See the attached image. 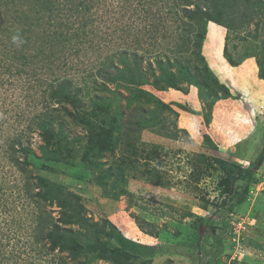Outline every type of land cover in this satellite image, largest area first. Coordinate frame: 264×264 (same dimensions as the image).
<instances>
[{
	"label": "rangeland",
	"instance_id": "obj_1",
	"mask_svg": "<svg viewBox=\"0 0 264 264\" xmlns=\"http://www.w3.org/2000/svg\"><path fill=\"white\" fill-rule=\"evenodd\" d=\"M12 3L8 2L9 9H2L0 0V185L3 187L0 192V264H80L83 261L75 262L67 252H51L46 237L50 228L39 223L38 209L33 203V196L40 190L37 176L79 194L90 220L100 223L108 220L126 237L142 244L143 256L135 264H264V79L259 77L257 58L248 52L255 47L259 54V44H252L251 39L244 37L247 32L254 33L258 21L254 20L239 35L215 23L208 24L201 53L214 75L230 89V98L213 92H206L208 98L200 97L199 89L181 77L177 89L155 90L148 85L142 88L166 107L157 108L155 102L150 104L143 100L128 106V99L136 92L123 83L121 86L105 84L96 74L100 62L106 60L105 54L112 55L118 67L120 52L143 54L141 67L146 71L149 63L154 67L159 55L164 53L159 59H165L168 52V57L178 58L182 63L188 58L195 76L199 72L196 68L203 69L198 50L193 46H185L189 53L182 57L170 52L183 47L185 40L194 38L199 31L198 27L194 31L179 28L181 22L177 21L174 11L181 5L180 0H83L87 9L80 11L82 5L78 11L66 9L55 14L52 23L46 24L44 36L38 35L42 27L34 29L32 26V39L38 43H29L33 56L21 74L2 69L4 64H11L3 53L13 44L15 47L19 44L7 31L14 24L15 12L22 8L19 6L17 11L16 3ZM75 3L79 6V2ZM29 19L34 23L33 17ZM84 23L87 24L86 34L76 37L73 33H80ZM57 33H64L65 39L71 35L72 39L68 42L57 39V44H52L51 38ZM41 41L46 42L44 55L36 54L34 49ZM225 49L238 66L229 63ZM103 69L105 71L106 67ZM65 79L78 88L75 91L85 110H91L95 101L106 105L111 101L113 113L121 110L125 114L121 121L122 132L117 135L120 145L115 154H108L102 160L107 162L106 168L130 154L125 153L123 144L127 131L135 129L138 117L150 120L158 114L160 123L145 127L137 134L139 166L130 173L132 178L126 195L119 189L112 192L118 196L117 200L105 196L102 188L94 183L84 185L75 181L73 176L77 173H88L75 169L76 160L64 166L53 163L55 173L43 172L32 156L28 157L31 165H19L25 159L17 144L14 154L19 158L18 163L11 160L14 155L11 156L10 144L12 146L13 139L18 138L23 146L41 155L38 124L51 111L56 119L54 130L61 126L70 141L83 137L84 129L65 114V110H72L69 104L51 103L50 110H45L48 88L55 81ZM204 80L199 78V81ZM103 84L109 90H104ZM232 101H236L235 106ZM252 102L258 110H246L247 104ZM54 107L57 111L52 110ZM208 118L210 122L206 126L204 122ZM74 146L81 150L78 142ZM155 150L159 159L151 160L147 154ZM148 162L149 167L145 166ZM206 164L214 169L209 167L206 174H210L199 179L198 173L208 167ZM147 168H157L158 174L153 171L143 177ZM223 169L233 172V179L241 170L252 171L254 181L247 186L249 191L245 193L246 184L236 182L235 196L222 194L219 183L225 177ZM89 175L91 179L93 173ZM156 175L164 186L154 183ZM110 186L111 182L109 190ZM41 205L57 222L58 207L47 202ZM72 228L85 232L78 226Z\"/></svg>",
	"mask_w": 264,
	"mask_h": 264
},
{
	"label": "trees",
	"instance_id": "obj_2",
	"mask_svg": "<svg viewBox=\"0 0 264 264\" xmlns=\"http://www.w3.org/2000/svg\"><path fill=\"white\" fill-rule=\"evenodd\" d=\"M2 0L1 8L9 9L8 2L17 5V11L21 6L20 12H15L13 17V23L7 30L14 40L17 41L18 46L7 48L3 53L6 60L11 64H4L2 69L11 73L14 71L16 74H21L26 63L32 59V49L29 47V43L35 45L37 40H33L32 26L35 28L42 27V32L38 33L39 37L44 36L46 24H51L56 16L63 13L66 9L70 11H78L83 5V0ZM79 2L73 4V2ZM181 5L179 8H175V15L177 21L181 22L179 28L182 26L183 30L194 31L199 28L198 32H195V36L192 39H186L183 47H177L170 50L172 54L182 57L188 52L185 46H193L198 50L197 57L203 64V69H198L197 76L193 75L190 68V61L185 58V62L182 63L178 58L171 59L168 52H165V59H159L155 61V66L149 63L147 70L141 67L145 56H139L137 54L130 55L127 52H120L118 67L113 60V56L105 54L106 57L103 62H100L97 68L96 74L105 81V84H114L121 86L122 83L125 87L130 88L132 92L136 94L132 98L128 99V106L134 104L136 101L143 100L146 103H156L157 108L166 107L160 100L153 98L150 93L148 94L144 89L145 85L152 86L153 89H177L180 84V78L191 85H195L200 93V97L208 98L207 93L213 92L220 95V97L230 98L232 96L230 89L226 84L222 83L212 72L209 66L205 63V58L202 55V47L207 37V28L209 23H215L222 27H225L233 34L239 35L243 33L247 27L254 21H258L255 24L254 33L247 32L244 37L251 39L252 44H259V54L248 49L251 52V57L257 58V65L259 68V77L264 79V0H180ZM87 9V6L83 5L80 9ZM5 13V11L3 10ZM7 12V11H6ZM6 15V13H5ZM33 17L34 23L30 22V18ZM25 20V22H24ZM62 25V24H61ZM15 26V27H14ZM24 26V28H23ZM87 26L83 24L80 33H73L77 36L85 35L84 28ZM27 27V28H26ZM68 29V26H66ZM245 29V30H244ZM6 30V29H5ZM189 33V32H188ZM37 33H34L36 36ZM73 35V36H74ZM37 38V36H36ZM64 33H57L51 38L52 44H57V39L63 40L61 42H68L69 38L65 39ZM194 39V40H193ZM54 40V42H53ZM195 43H192L193 41ZM42 42V41H41ZM192 43V44H191ZM45 43L39 44L35 49L36 54H43V48ZM50 44V40L48 45ZM183 44V43H182ZM50 46V45H49ZM33 49V50H34ZM225 55L229 58V63L232 66H238V62L233 60L231 56H228V52L225 49ZM39 57V56H38ZM167 57V58H166ZM31 58V59H30ZM43 59L49 60L45 56ZM104 67L106 70L104 71ZM148 71V72H147ZM159 72V73H158ZM203 77L204 81H199V78ZM152 78V81L150 80ZM104 90H109L104 86ZM72 83L65 79L55 81L50 88H48L47 95L48 100L46 102L45 110H50L52 104L60 106L63 104H69L72 110H65V114L71 119V121L82 127L85 131L83 137L74 138L70 141L68 134L64 129L59 126L56 131L53 128V124L56 122L52 111L46 118L38 124V130L41 138V145L38 147L41 155L38 156L29 146H23L21 139H13L11 149L12 161L18 163L19 158L14 154V146L20 145V152L24 155V163L19 164L21 166L31 165L28 157L32 156L38 161V169L43 172L55 173L51 165L53 163L70 164V161L76 160L77 163L75 169L78 172H88L87 174L77 173L73 176V179L81 184L87 185L94 183L102 188L105 196L117 200L118 196L112 194L117 189L120 190L122 195H126L127 186L129 183L130 173L136 171L139 166L140 160L137 159V134L140 133L145 127L150 125H157L160 123L158 120V114H154L150 120L141 118L139 116L137 121L134 122L135 129L132 128L126 135V141L123 144L125 153L129 155H123L119 163L106 168L107 162H102L106 155L115 154L117 146L120 145L119 135L122 132V119L124 113L121 110H116L115 113L111 110V101L107 103L95 101L91 110H85L82 102L78 98V93L75 91ZM45 92V93H46ZM111 92V91H110ZM133 92V93H135ZM207 92V93H206ZM217 97V96H216ZM46 96L44 95V100ZM50 102V103H49ZM52 103V104H51ZM108 106V107H107ZM185 107V106H184ZM58 108L54 107L52 110L57 111ZM188 109V108H186ZM161 111V110H158ZM191 112V109H188ZM55 112V111H53ZM207 117V116H206ZM158 121V122H157ZM210 119H206L204 123L208 126ZM81 144V150H78L75 143ZM73 145V146H72ZM144 154V153H143ZM142 154V155H143ZM38 156V157H37ZM148 158L159 159V153L157 150L147 154ZM141 156L140 158H142ZM147 158V157H143ZM147 158V159H148ZM203 158V156H202ZM208 162L207 160H204ZM218 164V162H217ZM207 165V164H206ZM145 166H150V163H146ZM205 170H201L198 175L200 177L209 172L210 169H214L213 166L207 165ZM209 167H211L209 169ZM22 170V168H20ZM147 168L143 173V177L153 171L158 174L157 168L150 170ZM225 177H223L219 183L222 189V194L233 197L237 194L234 191V185L236 182H243L246 184L245 193L249 190L247 186H250L253 179L252 171H240L238 176L233 179L232 173H228L227 169H223ZM89 172L93 173L90 179ZM129 174V175H128ZM38 187L40 190L33 196L38 209V221L45 225L49 229L47 239L50 242L51 252H67L70 259L80 264H89L95 261H105L110 264H135L141 260L143 256V245L137 241H134L126 237L118 228L109 222L104 220L102 223L94 222L86 215V209L83 204L82 198L79 194L73 193L67 190L65 187L57 182H52L44 176H37ZM153 177V176H150ZM162 177V176H161ZM198 178V177H197ZM160 177L155 176L154 183L157 186H164L165 184L159 182ZM111 182L110 190L108 189V183ZM66 189V190H65ZM3 191V187L0 185V192ZM41 202H47L50 205H56L60 211V217L58 221H53L51 215L48 214L46 209L41 205ZM226 203V200L223 202ZM3 206H7V203H1ZM9 205V204H8ZM78 226L79 229L74 230L72 227ZM148 264V262H143Z\"/></svg>",
	"mask_w": 264,
	"mask_h": 264
},
{
	"label": "crops",
	"instance_id": "obj_3",
	"mask_svg": "<svg viewBox=\"0 0 264 264\" xmlns=\"http://www.w3.org/2000/svg\"><path fill=\"white\" fill-rule=\"evenodd\" d=\"M227 81V80H226ZM244 92V91H243ZM242 100H244V98H242ZM235 102L236 101H232V106H235ZM238 103H240V102H238ZM241 104V103H240ZM244 104V103H243ZM249 104H252V105H250L249 106ZM249 104H247L248 106L246 107V110H258V108L257 107H255L254 106V104H253V102L252 103H249ZM228 105V104H227ZM245 108H242L241 110H244ZM248 113H250V112H248Z\"/></svg>",
	"mask_w": 264,
	"mask_h": 264
}]
</instances>
